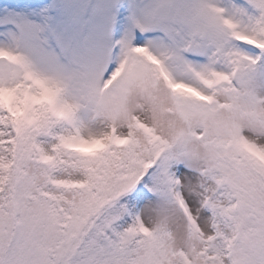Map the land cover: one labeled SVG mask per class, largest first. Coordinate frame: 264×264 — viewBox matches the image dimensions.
<instances>
[{"label":"snow or ice","instance_id":"6c2138e0","mask_svg":"<svg viewBox=\"0 0 264 264\" xmlns=\"http://www.w3.org/2000/svg\"><path fill=\"white\" fill-rule=\"evenodd\" d=\"M0 264H264V0H0Z\"/></svg>","mask_w":264,"mask_h":264}]
</instances>
